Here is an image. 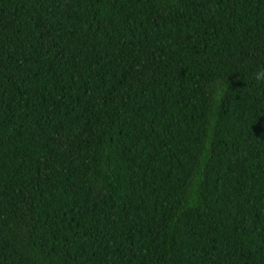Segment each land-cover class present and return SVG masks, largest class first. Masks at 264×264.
Instances as JSON below:
<instances>
[{
    "label": "trees",
    "instance_id": "1",
    "mask_svg": "<svg viewBox=\"0 0 264 264\" xmlns=\"http://www.w3.org/2000/svg\"><path fill=\"white\" fill-rule=\"evenodd\" d=\"M259 68L264 0H0V264H264Z\"/></svg>",
    "mask_w": 264,
    "mask_h": 264
},
{
    "label": "clouds",
    "instance_id": "2",
    "mask_svg": "<svg viewBox=\"0 0 264 264\" xmlns=\"http://www.w3.org/2000/svg\"><path fill=\"white\" fill-rule=\"evenodd\" d=\"M254 78L257 81L264 82V68L257 69V71L254 74ZM225 87H227V85H225Z\"/></svg>",
    "mask_w": 264,
    "mask_h": 264
}]
</instances>
